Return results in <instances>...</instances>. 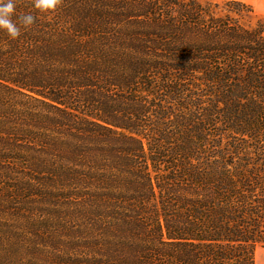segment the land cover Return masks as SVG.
Returning <instances> with one entry per match:
<instances>
[{"label":"trees","instance_id":"16d2710c","mask_svg":"<svg viewBox=\"0 0 264 264\" xmlns=\"http://www.w3.org/2000/svg\"><path fill=\"white\" fill-rule=\"evenodd\" d=\"M13 20L17 39L0 30V264H254L264 16L235 0L49 13L16 0Z\"/></svg>","mask_w":264,"mask_h":264},{"label":"clouds","instance_id":"9594fccd","mask_svg":"<svg viewBox=\"0 0 264 264\" xmlns=\"http://www.w3.org/2000/svg\"><path fill=\"white\" fill-rule=\"evenodd\" d=\"M63 0H33V6L41 13H49L57 10ZM16 14V0H0V30L6 32L11 39H17L21 35V29L13 20ZM32 14H24L18 17L19 25L29 28L35 23Z\"/></svg>","mask_w":264,"mask_h":264},{"label":"rangeland","instance_id":"374dc122","mask_svg":"<svg viewBox=\"0 0 264 264\" xmlns=\"http://www.w3.org/2000/svg\"><path fill=\"white\" fill-rule=\"evenodd\" d=\"M213 1L223 2V1H228V0H213ZM235 1H240V2L243 1V3L250 5L257 15L264 16V3H260V2L254 3V1L256 2L259 0H235ZM210 11H208V15H210V17H213L214 19L217 17L223 18L224 15H228L227 17L230 19H236L235 14H230L231 15L230 16L229 14H226L227 12L225 10H222L221 8H217V9L213 8L212 13H210ZM242 17H243V20L245 21L246 24H248L250 26H254L256 24L257 17H255L253 15H247V16L242 15ZM206 19H207V17H206ZM53 34H54V32H53ZM91 34H93V33H91ZM91 34H89V35H91ZM92 39H94L96 41H104V39H95V38H92ZM85 40L88 41L87 39H85ZM94 40H90V41H94ZM45 41H54V39L47 37L45 39ZM77 41H82V40H77ZM238 139H240V137ZM263 232H264V230H263ZM256 249H258L257 251H259V252L263 250L262 247H257Z\"/></svg>","mask_w":264,"mask_h":264},{"label":"crops","instance_id":"0c3cea01","mask_svg":"<svg viewBox=\"0 0 264 264\" xmlns=\"http://www.w3.org/2000/svg\"><path fill=\"white\" fill-rule=\"evenodd\" d=\"M243 2V1H242ZM264 3V0H259V1H254V3ZM262 251H257L256 249L255 254H254V264H264V248H262Z\"/></svg>","mask_w":264,"mask_h":264}]
</instances>
